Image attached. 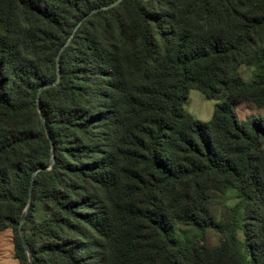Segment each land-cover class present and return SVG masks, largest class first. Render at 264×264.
<instances>
[{
  "label": "trees",
  "instance_id": "trees-1",
  "mask_svg": "<svg viewBox=\"0 0 264 264\" xmlns=\"http://www.w3.org/2000/svg\"><path fill=\"white\" fill-rule=\"evenodd\" d=\"M113 1L0 0V231L14 258L28 264L27 206L32 264H264V117L233 107L264 108V0L101 8ZM190 89L224 93L208 122L184 111ZM215 182L238 198L219 221Z\"/></svg>",
  "mask_w": 264,
  "mask_h": 264
},
{
  "label": "rangeland",
  "instance_id": "rangeland-1",
  "mask_svg": "<svg viewBox=\"0 0 264 264\" xmlns=\"http://www.w3.org/2000/svg\"><path fill=\"white\" fill-rule=\"evenodd\" d=\"M238 72L243 81L249 82L252 79L250 67L241 65ZM223 98V92L212 99H208L200 91L190 89L187 98L184 100L183 109L194 118L208 122L214 105L222 101ZM233 107L241 121L252 116L264 117V108L258 107L248 99L238 100ZM209 193L212 198L210 211L213 218L218 221L226 219L229 215V209L238 201L234 189L224 182H215L210 185ZM259 213L264 217L263 208L259 210ZM172 232L179 239L190 238L194 235V231L190 227L182 224L174 225ZM220 241V236L216 231L208 230L206 232V242L209 246H216ZM0 264H18L13 256L12 230L10 228L0 231Z\"/></svg>",
  "mask_w": 264,
  "mask_h": 264
},
{
  "label": "water",
  "instance_id": "water-1",
  "mask_svg": "<svg viewBox=\"0 0 264 264\" xmlns=\"http://www.w3.org/2000/svg\"><path fill=\"white\" fill-rule=\"evenodd\" d=\"M121 1H122V0H114V1L111 2L110 4H108V5H106V6H103V7H101V8H107V7L113 6V5H115V4H117V3L121 2ZM98 9H99V8L92 9V10L89 11L85 16H87L88 14H90V13H92V12L98 10ZM85 16H84V17H85ZM65 44H66V43H65ZM61 49H62V47H61ZM61 49H60V50H61ZM58 79H59V77L57 76L55 82H57ZM55 82H53V83H49V84H45V85H43L42 87H40L39 90H38V93H37V100H38V97H39V91H40L43 87L50 86V85L54 84ZM38 111H39V109H38ZM40 118L42 119L41 114H40ZM42 123H43V119H42ZM47 136H48V135H47ZM51 155H52V149H51ZM51 160H52V158H51ZM49 167H50V166H49ZM46 169H48V168H38L36 171H38V170H46ZM36 171L33 172V174H32V178H33V175L35 174ZM26 209H27V206H26L25 209L23 210V213H22V215H21V217H20V219H19L18 232H19V236H20V238H21V241H22V244H23V247H24V250H25V254H26V257H27V262H28V264H32V256H31V254H30V252H29V247H28V245H27V243H26V241H25V238H24V235H23V232H22V228H21V227H22V223H23V221H24V214H25V212H26Z\"/></svg>",
  "mask_w": 264,
  "mask_h": 264
}]
</instances>
